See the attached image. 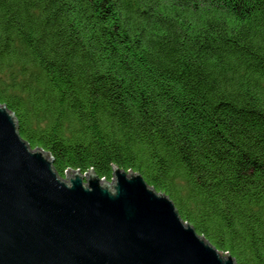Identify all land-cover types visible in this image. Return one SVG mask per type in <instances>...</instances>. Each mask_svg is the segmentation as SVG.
Instances as JSON below:
<instances>
[{
    "label": "trees",
    "instance_id": "16d2710c",
    "mask_svg": "<svg viewBox=\"0 0 264 264\" xmlns=\"http://www.w3.org/2000/svg\"><path fill=\"white\" fill-rule=\"evenodd\" d=\"M0 103L59 177L132 170L264 264V0H0Z\"/></svg>",
    "mask_w": 264,
    "mask_h": 264
},
{
    "label": "water",
    "instance_id": "95a60500",
    "mask_svg": "<svg viewBox=\"0 0 264 264\" xmlns=\"http://www.w3.org/2000/svg\"><path fill=\"white\" fill-rule=\"evenodd\" d=\"M31 148L0 103V264H235L138 173L68 169Z\"/></svg>",
    "mask_w": 264,
    "mask_h": 264
},
{
    "label": "rangeland",
    "instance_id": "374dc122",
    "mask_svg": "<svg viewBox=\"0 0 264 264\" xmlns=\"http://www.w3.org/2000/svg\"><path fill=\"white\" fill-rule=\"evenodd\" d=\"M62 177V179H64L65 181L67 180L66 178H67V174L64 172V175L63 176H61Z\"/></svg>",
    "mask_w": 264,
    "mask_h": 264
}]
</instances>
